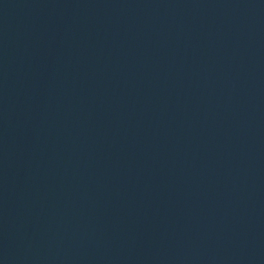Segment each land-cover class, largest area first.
Masks as SVG:
<instances>
[{"label":"water","instance_id":"95a60500","mask_svg":"<svg viewBox=\"0 0 264 264\" xmlns=\"http://www.w3.org/2000/svg\"><path fill=\"white\" fill-rule=\"evenodd\" d=\"M0 264H264V0H0Z\"/></svg>","mask_w":264,"mask_h":264}]
</instances>
